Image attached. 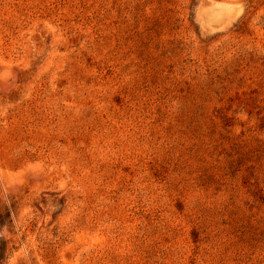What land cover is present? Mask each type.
Here are the masks:
<instances>
[{
  "label": "rangeland",
  "instance_id": "374dc122",
  "mask_svg": "<svg viewBox=\"0 0 264 264\" xmlns=\"http://www.w3.org/2000/svg\"><path fill=\"white\" fill-rule=\"evenodd\" d=\"M0 264H264V0H0Z\"/></svg>",
  "mask_w": 264,
  "mask_h": 264
}]
</instances>
